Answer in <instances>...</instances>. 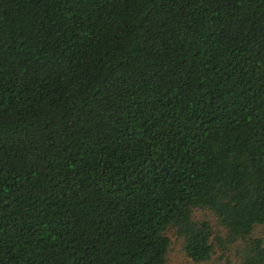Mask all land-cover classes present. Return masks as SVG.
<instances>
[{
  "label": "trees",
  "instance_id": "obj_1",
  "mask_svg": "<svg viewBox=\"0 0 264 264\" xmlns=\"http://www.w3.org/2000/svg\"><path fill=\"white\" fill-rule=\"evenodd\" d=\"M257 225L264 0H0V264H168L172 230L264 264Z\"/></svg>",
  "mask_w": 264,
  "mask_h": 264
},
{
  "label": "rangeland",
  "instance_id": "obj_2",
  "mask_svg": "<svg viewBox=\"0 0 264 264\" xmlns=\"http://www.w3.org/2000/svg\"><path fill=\"white\" fill-rule=\"evenodd\" d=\"M196 217H209L216 230H221L218 226L216 217L210 215L207 211H198ZM168 234L172 239V245L168 252V264H194V262L187 257L183 248V240L177 235L176 231H169ZM252 236L264 239V227L262 225H257L252 232ZM237 260L234 252L229 251L223 253L220 249H217L209 261L199 264H235Z\"/></svg>",
  "mask_w": 264,
  "mask_h": 264
}]
</instances>
